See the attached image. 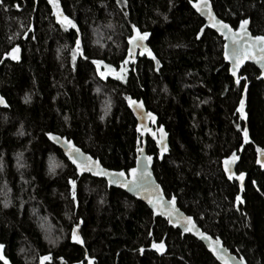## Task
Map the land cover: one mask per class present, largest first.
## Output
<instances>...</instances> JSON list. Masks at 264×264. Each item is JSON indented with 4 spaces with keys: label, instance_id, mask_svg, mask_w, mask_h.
I'll return each instance as SVG.
<instances>
[{
    "label": "trees",
    "instance_id": "16d2710c",
    "mask_svg": "<svg viewBox=\"0 0 264 264\" xmlns=\"http://www.w3.org/2000/svg\"><path fill=\"white\" fill-rule=\"evenodd\" d=\"M211 1L234 29L247 19L254 36L264 35V0ZM57 4L0 0V95L7 100L0 108V244L8 264H41L45 256L51 257L45 264H218L144 204L102 180L79 177L48 141L50 133L67 137L103 167L128 172L142 145L129 99L156 115L154 129L169 133L162 162L147 139L166 197L175 196L232 254L264 264V170L255 159L264 149L259 71L245 67L237 83L222 39L210 30L200 37L204 22L188 0ZM56 12L76 27H62ZM133 27L149 34L155 59L139 53L132 61ZM17 47L20 61L3 63ZM233 155L237 171L247 174L242 192L222 170ZM77 226L82 246L72 239Z\"/></svg>",
    "mask_w": 264,
    "mask_h": 264
},
{
    "label": "snow or ice",
    "instance_id": "6c2138e0",
    "mask_svg": "<svg viewBox=\"0 0 264 264\" xmlns=\"http://www.w3.org/2000/svg\"><path fill=\"white\" fill-rule=\"evenodd\" d=\"M49 2L53 5L54 8H58L57 0H49ZM189 4L192 5V7L200 13L202 16H206L209 21H210V27H214L216 31H218L221 35L225 37L226 40H231L232 43V53L231 57L228 54V45H225V53H224V59L228 60L230 63L235 61L233 64V67L229 69V71L232 73V75L235 77L237 75V70L240 67V65L245 61V60H258L264 62V35H257V36H250L247 30V25H248V20L247 19H241L239 23V27L236 28L235 31H233V28L230 27L227 23H224L218 19L212 14V11L210 9V5L208 0H188ZM57 15V22L61 23L62 27L67 26L70 28H75V24L66 16H62V13L56 12ZM62 17V18H61ZM204 29H200V33H203ZM133 33L134 36L129 40V44H132L133 41H138V47L141 48V54H147L149 57H152L155 59V57L152 56V53L145 45L142 43L144 40H146L149 36L147 32H139L133 27ZM197 39H199V33L197 35ZM80 41L77 38L76 40V47L77 50L79 49ZM19 49L18 48H13L11 50L10 58L12 59H18V56L16 55L18 53ZM254 53H259L260 55L257 57ZM75 59V56L73 57ZM94 64L97 66L100 65V61H93ZM107 67V66H106ZM261 68L264 69V63H261ZM111 72L112 70L109 69ZM262 75H264V71H262ZM103 79V75L101 76ZM117 79H122V77L117 76ZM239 83V79L236 81ZM3 103V99L0 98V104ZM129 107H136V108H141L142 105L137 103L134 100L129 99L128 100ZM243 105V100H241V106ZM6 106V105H5ZM237 111L241 112V115L243 116L242 108H238ZM147 116L151 119L154 120V117H152L151 113H148ZM49 139L58 141L59 137L52 136L51 134H48ZM243 138L244 142L248 143L249 138H248V133L247 130L245 129L243 131ZM68 144V151L66 152V155H68V158L72 161L73 164L76 165L77 172L80 171H92L93 175H101V176H107L109 179V183H117L120 187H127L129 190L134 191V192H147L148 195V201L149 204L152 206V211L155 214L157 211H159L160 214H166L172 222L173 220L176 221L177 223H181L184 225V231L185 232H192L193 235H197L201 240H207L209 239L204 233L199 232L196 230L195 224L192 222L191 217H185L182 216L177 208H176V197L172 196L169 200L165 201L163 199L162 194L159 191V185H156L154 189L147 187L142 181L144 180L145 177H149L150 173L147 171V168L140 172L137 173L136 168H132L129 170L128 175L132 177V179H124L125 177V172L124 171H119V172H106L103 168L100 167L99 163L96 161H92L91 157L85 158L83 156V153L80 152L79 148H76L72 145L71 141H67ZM159 144V141H158ZM165 150L162 148V151ZM139 151V149H138ZM259 151V150H258ZM77 156L80 157V159H77ZM145 159L150 163L152 160L151 156L145 157ZM235 155H233L230 160L232 162H235ZM229 161H225V172L228 173V165ZM93 169H95L93 171ZM243 177V173H241V178ZM232 176L229 174V179H231ZM70 184L73 185L74 187V181L70 180ZM155 192L156 195L153 198L152 193ZM73 199H75V196L73 195ZM237 201H240V197H236ZM242 202V201H240ZM7 206V205H5ZM72 239L75 243L78 244H83V241L80 239V237L77 235L76 229L73 228L72 230ZM220 244V241L217 240H210L209 241V250L212 252L213 255L216 256L217 259H221L220 253L217 252V248ZM153 247L158 251L162 252L163 251V244L156 245L153 244ZM3 248L4 245L0 244V261H3V264H8V260L4 257L3 255ZM224 250L221 248L220 252H223ZM41 264H44L45 261H50L51 257L50 256H45L41 257ZM89 264H92V261H89ZM224 264H227V261H224ZM241 264H243V261H241Z\"/></svg>",
    "mask_w": 264,
    "mask_h": 264
},
{
    "label": "water",
    "instance_id": "95a60500",
    "mask_svg": "<svg viewBox=\"0 0 264 264\" xmlns=\"http://www.w3.org/2000/svg\"><path fill=\"white\" fill-rule=\"evenodd\" d=\"M195 2V1H194ZM209 5H210V9L212 11V14L216 17V19L227 23L225 21H223L222 19H220L213 8V4L211 0H208ZM192 6V5H191ZM192 9L194 10V12L203 20L204 22V26L202 27L204 29L203 33H200V37L203 36V34L205 33L206 30H210L213 33H215L218 37H220L223 41V60L225 62L226 65H228L229 69H231L233 67V64L235 63V61L233 62H229L228 60L224 59V53H225V45H228V54L231 57V53H232V43L231 40H226L225 37L223 35H221L218 31H216V29L214 27H210V21L206 16H202L200 15V13H198L193 7ZM62 18V17H61ZM248 25L247 30L250 36H254L251 31H250V25L251 22L250 20H248ZM228 24V23H227ZM230 27H232L230 24H228ZM239 27V26H238ZM237 27V28H238ZM233 28V27H232ZM236 29L233 28V31H235ZM138 41H133L132 44L128 43V54L132 57V61H134L137 57V55L139 53H141V48L138 47ZM145 47H147V49H149L148 45H147V39L144 40L142 42ZM19 49L18 53L16 54L18 56V59H12L10 58V55H6L3 58V63L7 60H11L13 62H19L20 61V47H17ZM257 57L260 55L259 53H254ZM261 63H264L262 61H258V60H245L240 67L237 70V75L234 77L232 75V73L229 71L230 76L237 81V79H239L240 73L241 71L247 67V66H253L255 67L259 73H260V80L264 81V75H262V71H264V69L261 68ZM1 67V65H0ZM0 98L3 99V103L0 104V108H4L5 105H7V100L6 98H4L3 96L0 95ZM131 112L135 118V121L137 123L136 125V131L138 133V135H140V137L142 138V145L139 148V151H137V158L135 161V166L133 168L137 169V173L142 172L145 167L147 168V171L150 173L149 177H145L144 180L142 181V183H144L147 187L154 189L156 187V185H159V191L163 196V199L165 201L169 200L170 198H167L161 185L156 181V178L154 176V172H153V167H154V163H155V157H152L151 162L149 163L145 157L150 156L147 153V139H150L156 146L157 152H158V156H157V160L159 162H162L164 160V158H166L167 156H169L170 154V136L169 133L166 131V129L164 127L158 128V129H153V126H156L158 123V119L156 117V115L152 112H148L144 107L141 108H136V107H131ZM148 113L152 114V117H154V120L149 118L147 116ZM52 136L55 137H59L58 141H54L49 139V136L47 135V139L48 141L55 146L58 150H60L62 152V154L64 155V157L66 158V160L69 162V164L75 169L76 174L79 177H83V176H89L93 179H97V180H102L106 183L108 189H115L118 191H121L123 193H125L126 195H128L129 197H131L132 199H134L135 201L144 204L152 213L153 218L157 219L160 218L162 220H165L168 222V225L175 229V230H179L182 234V236H191L193 237L195 240H197L199 243H201L204 248L208 251V253L214 258V260L218 263V264H224V261H227V264H241V261H243V264H247L246 260L244 258H238L236 255L232 254L231 251L224 245L223 241L219 238H214L211 235H209L208 233L204 232L195 222V220L193 219V217L186 215L179 207H178V202L176 199V208L178 210V212L185 217H191L192 218V222L195 224L196 226V230H198L199 232L204 233L209 239L207 240H201L197 235H193L192 232H185L184 231V225L181 223H177L176 221H172L170 222L168 216L166 214H160L159 211H157L155 214L152 211V206L149 204L148 201V193L147 192H134L129 190V188L127 187H120L117 183L113 182V183H109V179L107 176H101V175H93L92 171H80L77 172L76 169V165L72 163V161L68 158V155H66V152L68 151V144L67 141H71L72 145L76 148H79L78 146H76V144L74 143V141L69 140L67 137H62L60 135L57 134H52L50 133ZM159 141V144H158ZM162 148L165 149L162 151ZM80 152L83 153V156L85 158L91 157L92 161H96L99 163L100 167L103 168L106 172H110V173H114V172H119V171H114V170H109L105 167H103V165L101 164V162L99 160L94 159L92 156H90L89 154L85 153L81 148ZM259 150V151H258ZM77 159L79 160L80 157L77 156ZM255 159H256V165L264 170V149L263 148H258L256 150V155H255ZM229 163L227 165L228 167V173L225 172V162L222 165V170L223 173L226 177V179L228 181H234L238 184L240 191H244L245 189V185H246V181H247V174L244 172L243 173V177L241 178V173L237 171V167H238V160L235 159V162H232L231 160H228ZM95 169H93L94 171ZM125 172V171H124ZM129 172V171H128ZM128 172H125V177L124 179H132L131 176L128 175ZM229 174L232 176L231 179H229ZM156 193L153 192L152 196L153 198L155 197ZM76 232L77 235L79 236V231H80V226H77L76 228ZM80 237V236H79ZM81 239V238H80ZM219 240L220 244L217 248V252L220 253L221 259H217L215 255L212 254V252L209 250V241L210 240ZM82 240V239H81ZM78 244V243H77ZM80 246H82L81 244H78ZM223 249V252H220V249ZM47 261L44 262V264Z\"/></svg>",
    "mask_w": 264,
    "mask_h": 264
},
{
    "label": "flooded vegetation",
    "instance_id": "af4514ba",
    "mask_svg": "<svg viewBox=\"0 0 264 264\" xmlns=\"http://www.w3.org/2000/svg\"><path fill=\"white\" fill-rule=\"evenodd\" d=\"M155 126H153V129H154Z\"/></svg>",
    "mask_w": 264,
    "mask_h": 264
},
{
    "label": "rangeland",
    "instance_id": "374dc122",
    "mask_svg": "<svg viewBox=\"0 0 264 264\" xmlns=\"http://www.w3.org/2000/svg\"><path fill=\"white\" fill-rule=\"evenodd\" d=\"M48 262V261H47Z\"/></svg>",
    "mask_w": 264,
    "mask_h": 264
}]
</instances>
